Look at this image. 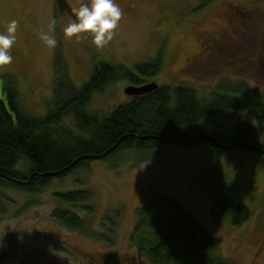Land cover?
<instances>
[{
  "label": "rangeland",
  "instance_id": "374dc122",
  "mask_svg": "<svg viewBox=\"0 0 264 264\" xmlns=\"http://www.w3.org/2000/svg\"><path fill=\"white\" fill-rule=\"evenodd\" d=\"M82 1L0 0V33L6 32L11 20L19 22L17 41L11 50L13 62L0 68L3 100L8 103L4 86H12L18 104L27 113L46 116L53 106L56 83L62 78L55 69L61 57L77 87L91 79L100 63L133 69L160 57L162 71L147 83L187 85L205 101L216 92L237 96L248 106L264 100V0H142L132 12L128 10L131 0H117L123 17L114 39L103 48L91 43L90 34L80 42L64 36V27L74 18L72 8ZM228 10L240 20L244 36L239 40L235 36L237 40L227 43L221 58L202 64L205 66L200 70H187L189 57L207 46L206 37L225 27ZM53 21L57 45L50 50L37 32L47 30ZM129 85L124 80L108 85L93 95L89 109L109 114L135 97L125 93ZM65 121L74 126L71 119ZM240 122L254 126L258 142L264 145V123L250 111L228 110L202 124L220 136H229ZM138 152L126 150L113 158L91 160L84 168L54 179L36 194L0 188V250L4 240L12 236L16 253L0 264H125L127 258L130 264H150L133 239L137 211L152 193L176 199L194 215L214 238L211 255L230 264H264V154L246 148L173 143ZM211 171L223 175L219 189L232 203L251 209L248 220L236 225L235 213L230 211L221 223H215L211 194L199 186L200 175ZM79 189L93 193L87 203L93 214L86 205L72 207L55 196ZM64 206L95 231L102 230L107 215L120 210L116 244L109 246L60 225L53 212ZM97 252L111 253L114 258L102 260L94 255Z\"/></svg>",
  "mask_w": 264,
  "mask_h": 264
},
{
  "label": "trees",
  "instance_id": "16d2710c",
  "mask_svg": "<svg viewBox=\"0 0 264 264\" xmlns=\"http://www.w3.org/2000/svg\"><path fill=\"white\" fill-rule=\"evenodd\" d=\"M63 62L61 57L55 63L63 81L56 83L53 106L44 117L27 113L18 104L14 87L3 88L8 103L0 96L1 189L36 194L54 179L84 168L91 160H106L122 155L126 150L147 152L169 143L218 147L211 142L215 138L223 146L241 143L231 149H250L251 146L264 149V145L258 142L256 128L248 123L237 124L234 133L229 136H220L202 124L204 120L228 110L250 111L264 123V100L248 106L237 96L216 92L209 101H205L187 85L160 86L153 81L159 85L156 90L132 97L129 102L102 115L89 109L95 93L121 80L135 86L147 84L161 73V58L138 64L133 69L125 65L100 63L82 87L74 85ZM235 94L239 93L235 91ZM67 119L74 121L75 127L67 123ZM223 181L221 173L211 171L200 175L199 186L211 194L212 216L216 224L221 223L230 211L235 213L234 224H241L249 219L251 209L244 204L232 203L227 194L219 189ZM92 194L88 189H79L55 196L61 203L72 207L86 205L85 209L93 214L87 204ZM121 213L120 210H113L107 215L101 231L93 230L79 214L65 206L55 209L53 218L66 228L114 246ZM11 237L3 242L0 263L16 254ZM133 241L150 264H230L224 258L211 255L214 238L194 215L176 199L162 193H152L146 204L138 209ZM99 254L94 255L98 257Z\"/></svg>",
  "mask_w": 264,
  "mask_h": 264
},
{
  "label": "clouds",
  "instance_id": "9594fccd",
  "mask_svg": "<svg viewBox=\"0 0 264 264\" xmlns=\"http://www.w3.org/2000/svg\"><path fill=\"white\" fill-rule=\"evenodd\" d=\"M73 19L64 27L67 40L80 42L90 34L91 43L97 48H103L115 37L123 17V10L117 0H88L72 8ZM19 22L11 20L6 32L0 33V68L13 62L11 50L17 41ZM55 21L48 27L37 32L38 38L50 50L57 45L54 34Z\"/></svg>",
  "mask_w": 264,
  "mask_h": 264
},
{
  "label": "flooded vegetation",
  "instance_id": "af4514ba",
  "mask_svg": "<svg viewBox=\"0 0 264 264\" xmlns=\"http://www.w3.org/2000/svg\"><path fill=\"white\" fill-rule=\"evenodd\" d=\"M142 0H131L132 5L128 7L129 11L132 12L134 8L136 7V4ZM82 2H88V0H83ZM235 14L232 13L230 10L226 12V21H225V27L218 29L216 31H213L212 33L214 35L209 34L206 37V43L207 46H202L201 50L198 54L189 57L188 64L186 66L187 70L189 71H197L202 68V64L209 63L211 60H216V58H221L222 52L226 50L227 43H233L234 40H237L235 36H238V40L240 37H243L246 33L245 30L242 28V24L239 19H235ZM237 17V16H236ZM244 33V34H243ZM241 41V40H240ZM153 82V81H151ZM109 255V254H108ZM98 257H101L102 260L108 261L112 260L114 256H103L98 255ZM94 258V257H93ZM96 259V258H95ZM124 259V258H122ZM122 261V260H121ZM130 264L129 259L125 261V264ZM103 264V263H101ZM124 264V263H122ZM132 264V263H131Z\"/></svg>",
  "mask_w": 264,
  "mask_h": 264
},
{
  "label": "water",
  "instance_id": "95a60500",
  "mask_svg": "<svg viewBox=\"0 0 264 264\" xmlns=\"http://www.w3.org/2000/svg\"><path fill=\"white\" fill-rule=\"evenodd\" d=\"M159 87V85L156 82H151V83H147L145 85H141V86H135V85H131L128 86L125 89V93L129 96H142L145 95L149 92H152L154 90H156ZM211 142H213L215 145H217L220 148H225V149H231L233 147H235L236 145H241V143H237V144H233L230 146H223V144H221L217 139L212 138ZM250 149L257 151L259 153L264 154V149L258 146H251Z\"/></svg>",
  "mask_w": 264,
  "mask_h": 264
}]
</instances>
